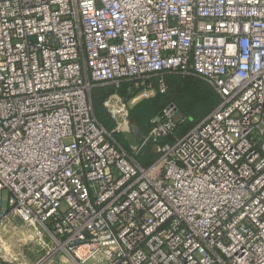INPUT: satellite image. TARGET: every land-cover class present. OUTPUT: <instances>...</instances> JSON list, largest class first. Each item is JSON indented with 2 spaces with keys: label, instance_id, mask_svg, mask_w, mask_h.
<instances>
[{
  "label": "built area",
  "instance_id": "1",
  "mask_svg": "<svg viewBox=\"0 0 264 264\" xmlns=\"http://www.w3.org/2000/svg\"><path fill=\"white\" fill-rule=\"evenodd\" d=\"M166 73L220 102L181 132L175 105L155 115L142 165L92 90ZM16 223L74 264H264V0H0V230Z\"/></svg>",
  "mask_w": 264,
  "mask_h": 264
},
{
  "label": "rangeland",
  "instance_id": "2",
  "mask_svg": "<svg viewBox=\"0 0 264 264\" xmlns=\"http://www.w3.org/2000/svg\"><path fill=\"white\" fill-rule=\"evenodd\" d=\"M175 78L170 77V81L173 83H168V80L163 77H158V81L152 77L126 82L128 85L122 87V89L125 88V96H122L121 91L115 87L106 97L101 96V93L105 91L97 93L99 104L104 113L115 124V129L117 128L114 134L115 140L117 135L122 138L123 143L116 140L117 143L134 160L142 155V151L139 152V142L143 133L136 123L137 113L141 114L144 110L147 112L152 110V114H155L172 104L177 106L181 113L189 115L190 124L188 126H190L207 117L219 104L220 97L217 92L202 79L196 77L197 80L184 82L182 80L176 81ZM144 92L150 93L151 98H142ZM115 95L120 96L123 100V114L129 124L128 128L119 127L106 108V102ZM93 96L91 94L92 101ZM135 98L138 100L132 102ZM118 104L123 107L121 103ZM108 107L112 110L111 105ZM120 117L122 119L116 120L120 125H123L124 119L121 114ZM150 119L148 125L151 124ZM14 227L16 229L6 227L0 230V245L7 264H74L63 251L55 248L48 237L34 233L19 223L14 224ZM97 263L105 264V261L99 257Z\"/></svg>",
  "mask_w": 264,
  "mask_h": 264
},
{
  "label": "trees",
  "instance_id": "3",
  "mask_svg": "<svg viewBox=\"0 0 264 264\" xmlns=\"http://www.w3.org/2000/svg\"><path fill=\"white\" fill-rule=\"evenodd\" d=\"M158 77H163L165 79L168 80V83H173L172 81H170V77H176L175 80L176 81H191V80H197V78L195 76H187V75H181V74H172V73H166L164 74L163 76H155L154 78H156V80L158 81ZM174 80V79H173ZM126 82L122 83L120 85V87L118 88L120 91H121V94L122 96H125V88L122 89L123 86L125 85H128L127 83L125 84ZM180 83V82H179ZM114 87L113 86H105V87H96L92 90V96L94 97L93 98V107H94V113H95V116L96 118L98 119V121L107 129L109 130L110 132L113 131V129L115 128V124L112 122V120H110L106 114L104 113V110L102 108V106L99 104V101H98V98L97 97V93L98 92H102V91H105L104 93H101V96H107L113 89ZM177 107V106H176ZM178 111L180 112L181 110L177 107ZM136 111L137 109L134 111L135 115H136ZM162 111V110H161ZM160 111V112H161ZM158 112V113H160ZM158 113H155V114H152V110H149V112L147 111H143L141 114H138L137 113V120H136V123L139 125L140 129L142 130L143 133H147L148 129H150L151 127V124L148 125L149 123V119L153 118L155 115H157ZM181 113V112H180ZM183 113V112H182ZM181 113V114H182ZM184 115L185 117H187L188 119H190L189 115L188 114H182ZM136 117V116H135ZM150 119V120H151ZM194 119H196L194 117ZM198 122V121H196ZM189 123V120L188 122H186V124L182 125L179 127V132L182 131V129H184V127L188 126ZM192 126V125H190ZM116 140L118 142H122L123 143V140L120 136H116ZM170 141L169 138H165L162 140V143L164 142H168ZM152 149H151V145H148L147 147H145L142 151V155L141 157H139L137 160L143 165H148L151 163V161L154 159V154H152Z\"/></svg>",
  "mask_w": 264,
  "mask_h": 264
},
{
  "label": "bare ground",
  "instance_id": "4",
  "mask_svg": "<svg viewBox=\"0 0 264 264\" xmlns=\"http://www.w3.org/2000/svg\"><path fill=\"white\" fill-rule=\"evenodd\" d=\"M108 110H109V112L111 113V115H112L115 119H122V118L120 117L119 112L116 111V110L114 109L113 106H112V110L109 109V107H108Z\"/></svg>",
  "mask_w": 264,
  "mask_h": 264
},
{
  "label": "crops",
  "instance_id": "5",
  "mask_svg": "<svg viewBox=\"0 0 264 264\" xmlns=\"http://www.w3.org/2000/svg\"><path fill=\"white\" fill-rule=\"evenodd\" d=\"M150 130H151V127H150V129H148L147 133H143V132H142L143 134H142V136H141V137H143V136L147 135V134L150 132ZM108 131H109V130H108Z\"/></svg>",
  "mask_w": 264,
  "mask_h": 264
}]
</instances>
